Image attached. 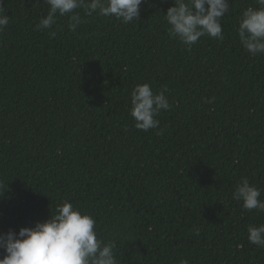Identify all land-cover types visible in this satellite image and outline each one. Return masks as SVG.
I'll return each mask as SVG.
<instances>
[{"label": "trees", "instance_id": "16d2710c", "mask_svg": "<svg viewBox=\"0 0 264 264\" xmlns=\"http://www.w3.org/2000/svg\"><path fill=\"white\" fill-rule=\"evenodd\" d=\"M228 2L224 39L203 36L189 51L164 19L174 0H144L127 25L77 10L75 32L67 16L37 30L44 0H3L0 233L69 201L116 240L119 264H264L247 232L264 212L232 198L247 178L264 200V55L237 34L256 0ZM143 83L170 104L147 132L130 115Z\"/></svg>", "mask_w": 264, "mask_h": 264}, {"label": "clouds", "instance_id": "9594fccd", "mask_svg": "<svg viewBox=\"0 0 264 264\" xmlns=\"http://www.w3.org/2000/svg\"><path fill=\"white\" fill-rule=\"evenodd\" d=\"M49 10L36 25L37 30H50L59 17H68V28L75 32L84 22L80 11L87 16L115 17L127 25L139 20L144 0H44ZM257 6L243 10L237 34L243 48L253 56L264 55V0H256ZM228 0H174L164 19L171 38L177 39L191 51L203 36L223 40L222 19L229 12ZM9 24L3 0H0V32ZM55 36V31L51 32ZM205 102H210L206 99ZM170 108L164 92H154L149 83L136 85L131 92L130 115L135 128L142 131L159 129L157 119L162 110ZM162 135L163 131L159 130ZM3 189V184H0ZM5 191V190H4ZM3 191V193H4ZM261 189L243 178L233 191V199L242 202V209L264 212ZM199 236L200 230L194 228ZM248 241L264 248V224L249 225ZM0 249L4 255L0 264H119L117 242H105L98 236L95 217L71 202L57 205L46 221L21 227L18 232L0 233ZM180 264H188L181 260Z\"/></svg>", "mask_w": 264, "mask_h": 264}]
</instances>
